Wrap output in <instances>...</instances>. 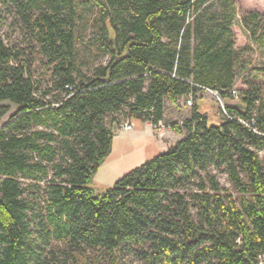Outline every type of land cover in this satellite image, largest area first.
<instances>
[{
	"label": "trees",
	"instance_id": "16d2710c",
	"mask_svg": "<svg viewBox=\"0 0 264 264\" xmlns=\"http://www.w3.org/2000/svg\"><path fill=\"white\" fill-rule=\"evenodd\" d=\"M219 4L0 0V121L3 103L17 108L0 127V264H259L264 88L232 97L250 48L235 49L232 27L264 51V17L238 19L233 0ZM4 11L24 30L22 45L2 40ZM26 49L41 57L44 81ZM203 90L228 118L219 105L222 118L209 123L194 105L169 126L183 138L167 152L113 187H92L120 114L155 125L166 99Z\"/></svg>",
	"mask_w": 264,
	"mask_h": 264
},
{
	"label": "rangeland",
	"instance_id": "374dc122",
	"mask_svg": "<svg viewBox=\"0 0 264 264\" xmlns=\"http://www.w3.org/2000/svg\"><path fill=\"white\" fill-rule=\"evenodd\" d=\"M85 0H78L83 3ZM236 8L238 19L246 13L255 11L264 17V0H233ZM221 2V1H220ZM216 9L220 10L219 0H215ZM214 8V9H215ZM92 11V10H91ZM88 12V18L93 19L92 12ZM2 16L6 18L5 25L1 32L2 40L10 45H22L27 41L22 27L15 23L14 16L4 11ZM234 34L235 49L242 51L244 47L250 48L242 54V59L248 63V70L239 74L234 90L237 92L246 90L249 85L257 84L264 88V51L259 50L252 45L248 34L235 23L232 27ZM81 53H84L85 47L83 44L78 45ZM26 53L31 54L33 58L34 79L45 80L46 71L42 64L41 57L35 51L26 49ZM218 95H214L210 91L203 90L198 92L193 97V106H184L183 99L170 101L168 99L164 102V119L163 125H166L163 130H155L151 128L149 122L135 119L129 116V112L125 110L118 116L120 126L116 129L117 134L113 136L112 148L109 157L99 168L93 179L92 187L100 192L106 188L113 187L116 182L121 180L124 176L129 174L134 169L143 165L146 161L151 160L161 154L167 152L173 144L180 141L183 136L176 134L172 128L168 127L173 124L182 125L191 115L194 105L202 113H207L209 116V123L215 124L219 115V101ZM220 99V98H219ZM3 105H9L10 111L0 121V127H3L10 118L16 113L17 108L5 102ZM124 124H130L132 130L122 129ZM219 183L232 192L236 197L233 187L230 185L225 174L216 173ZM127 264H141L136 260H128Z\"/></svg>",
	"mask_w": 264,
	"mask_h": 264
},
{
	"label": "built area",
	"instance_id": "2783aa9c",
	"mask_svg": "<svg viewBox=\"0 0 264 264\" xmlns=\"http://www.w3.org/2000/svg\"><path fill=\"white\" fill-rule=\"evenodd\" d=\"M207 91H209V90H207ZM210 92L217 96V93L212 92V91H210ZM231 95H232V97L234 99L238 98V94H237V92L235 90L231 91ZM182 99H183L184 106H186V107L193 106V96L192 95H189V96H187L185 98H182ZM218 101H219L220 107L222 109V116L228 118V115H227V113H226V111H225V109L223 107L222 101L219 98H218ZM165 126L166 125H163V122H158L155 125L151 124V128L155 129V130H163L165 128ZM121 128L125 129V130H132V126L130 124H124V125L121 126ZM259 264H264V255L259 257Z\"/></svg>",
	"mask_w": 264,
	"mask_h": 264
},
{
	"label": "water",
	"instance_id": "95a60500",
	"mask_svg": "<svg viewBox=\"0 0 264 264\" xmlns=\"http://www.w3.org/2000/svg\"><path fill=\"white\" fill-rule=\"evenodd\" d=\"M116 129H117V126H113V135H116L117 134V131H116Z\"/></svg>",
	"mask_w": 264,
	"mask_h": 264
}]
</instances>
